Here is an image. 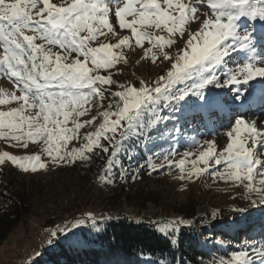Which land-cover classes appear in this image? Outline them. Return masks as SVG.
I'll return each instance as SVG.
<instances>
[{
	"label": "rangeland",
	"instance_id": "obj_1",
	"mask_svg": "<svg viewBox=\"0 0 264 264\" xmlns=\"http://www.w3.org/2000/svg\"><path fill=\"white\" fill-rule=\"evenodd\" d=\"M6 2L11 3L13 0H6ZM49 2L56 6H68L72 0H49ZM98 2L109 7L108 19L112 31L109 32L107 28L101 27L100 32L96 34V39L89 40L87 43L90 47L96 48L108 45L113 55L122 56L123 59L116 61L109 68L92 71L91 75L107 77L113 83L94 85L98 90L103 91V97L92 96L80 109L84 114L70 116L63 125L67 129H72L75 123H79L81 127L74 137L69 132L68 135L72 138L68 139L61 148V153H68L73 149H84L89 142L85 139L86 136L91 135V139L95 140L94 133L100 131V126L105 123L102 113H110L107 123L116 119L111 113L117 111L118 104L120 108L123 107V101L114 95L116 91H123L129 87L138 90L141 86L151 89L157 82L163 84L161 77L167 78L168 72L175 71L171 65L178 62L179 56L183 55L184 51H190L187 47L190 35L201 31L204 20L214 19L207 0H200L199 3L197 0H180L186 9L196 7L197 12L186 11L184 24L182 26L178 24L177 31L171 35L163 25L156 28L154 25L137 22L134 25L136 31L145 34L137 44L132 30L121 28L118 18L114 15L115 9L123 7L127 0H98ZM157 2L171 15H179L175 5L167 8L163 0H157ZM38 7L42 8L43 4L38 3ZM139 7L140 0H137L133 4V9H139ZM133 19L139 21L138 16H125L126 23H131ZM241 19L243 21L237 22L238 29L254 32L258 38L257 46L251 52H232L225 59L230 67L235 68L236 62L245 61L248 57L254 56L257 66L264 67V63H260V60L264 59V41L259 40L260 35L264 34V21ZM168 26L170 27L171 24ZM86 35L87 32L79 33V38ZM125 37L128 38L127 43L121 45L120 41ZM169 39L171 43H164L163 47L157 46L158 41L163 42ZM35 43L42 42L36 40ZM52 51L59 53L62 58L65 55V50L60 49L59 46L53 47ZM2 56L3 48L0 47V59ZM165 56H168V59H165ZM52 58L54 59L55 56ZM76 59L84 62V57H78L76 53H71L68 55V60L62 59V62L71 63ZM85 63L92 68L90 61ZM20 95V86L15 82V78L10 79L6 70L0 67V100L5 101L0 104V111L10 112L19 109L24 105V102L19 100ZM206 95L209 99L219 95L222 98V109L217 110L216 114L209 118L204 113H187L180 108L172 116L173 119L163 120L160 123L164 131L162 134L164 141L156 145L162 146V153L154 152L143 174L120 182L112 181L110 176H102L98 179L96 188L89 194L77 186L71 187L78 174V171H74L72 180L71 166L77 158L71 163L67 160L54 163L45 151L50 146L43 139L37 138L35 141L28 139L29 129L26 124L22 132L16 133L23 137L20 142L10 139L7 128L0 129V133L4 134L0 135V156H3L5 152L20 160L24 157L39 156L40 161L45 165L43 169L38 167L36 171L31 169L24 171L18 164L14 165L7 158L0 162V167L14 168L21 179L29 182L33 204L31 215L0 246V264H26L40 254L49 244V239L53 241L56 239L59 243H69L73 232L76 234L83 224L90 225L89 216L102 220L114 211L132 216L159 229H164L168 225H179L180 221L187 220L191 222L188 225L203 228L207 233H215L214 235L217 236H233L234 232L236 235L247 234L253 230L254 239L250 241L242 238L237 245L238 250L226 261H231L234 256H239L245 250L249 251L248 258H251L254 255L251 254V245L254 244L257 248L264 246V205L252 203L258 197L254 193H249L245 187L248 183L246 180L236 181L227 174L222 179L216 175L217 171L223 173L227 165L224 162L216 165L215 159L220 157L221 153L227 155L225 149L235 138V133L231 138L228 137V132L231 131L229 126L237 116L244 118L247 125L256 121L257 130L264 133V77L258 76L247 85H233L230 89L209 88L208 91L206 90ZM187 98L181 103L192 106L202 103V101L188 103L190 98ZM160 102L161 107L167 103L164 99ZM24 108L22 115L26 118L34 117L38 111L35 108L29 109L26 105ZM58 119L63 120V117ZM40 122L43 123L42 120ZM125 123L122 122V124ZM105 131L107 135H112L107 129ZM4 136L9 138L5 139ZM101 138H104L103 135L100 140ZM206 141L212 142L211 148ZM25 143L27 147L21 146ZM246 146H251V140L247 141ZM206 151L213 152V157L208 159L207 164L199 158L200 153ZM185 152L189 155L185 156ZM53 154L55 155L54 151ZM164 156H168V163L164 162ZM260 158L264 159V156ZM181 159L185 161L183 169L179 166ZM150 164H163V167L153 171L149 167ZM259 171L260 167L257 166V172ZM189 172L193 173L191 177L188 175ZM262 178L264 177L257 175L253 186L262 187L259 184ZM141 203L144 205L141 206ZM213 213H215V219H212ZM81 219L84 221L83 224L75 228L71 227ZM45 222L49 224L44 227ZM60 228H70V230L60 232ZM53 231L58 233L55 237L51 236ZM235 238L238 239L237 236ZM232 242L234 244V240ZM52 248H56L55 243L52 244Z\"/></svg>",
	"mask_w": 264,
	"mask_h": 264
},
{
	"label": "snow or ice",
	"instance_id": "obj_2",
	"mask_svg": "<svg viewBox=\"0 0 264 264\" xmlns=\"http://www.w3.org/2000/svg\"><path fill=\"white\" fill-rule=\"evenodd\" d=\"M137 0H127L123 7H117L114 15L118 18L121 28H129L136 36V43L139 44L145 35L137 32L134 25L140 24L154 25L160 28L162 25L171 35L177 31V25H183L186 20V11L195 13L196 7L186 9L180 0H163L167 8L178 9L179 15H171L161 6L157 0H140L139 9H133V4ZM200 0H197L199 3ZM42 3L43 7H38ZM207 5L212 10L214 19L203 21L202 29L193 35L187 43L190 51H184L179 56L178 62L171 65L175 71H170L167 78L161 77L163 84L157 82L154 88L141 86L138 90L134 87L126 88L123 91H116L115 96L123 101V107L117 105V111L111 113L116 117L111 123H107L109 112H104L105 123L100 126V131L94 133L96 139H91V135L85 139L89 142L84 149H73L68 153H61V148L71 139L68 134L75 136L76 131L81 127L75 123V127L67 129L63 125L69 120L70 116H79L84 113L80 111L89 99L94 95L103 97L102 90H98L94 85L111 84L107 77L91 75L93 70L109 68L122 56L113 55L111 47H90L89 40H95L96 34L101 27L107 28L109 32L112 27L109 24V7L98 0H72L68 6H56L49 0H13L9 3L0 0V47L3 48V56L0 59V67L6 70L9 78H15V82L20 86L19 100L24 102L27 108L38 109L35 116L26 118L22 115L25 110L24 105L19 109L3 112L0 111V129L7 128L11 140L20 142L23 137L16 133L22 132L26 124L29 131L28 139L33 141L43 139L50 147L45 149L54 163L67 160L71 163L74 159H88L84 151L91 152L94 147L101 148L103 152H109V148L100 143V137L112 143L119 130V140H115L111 157H116V148L121 147V142L130 136H135L141 143L150 141L152 138L147 135V130L154 127L157 123L169 119L168 116L159 114V104L161 99L167 101L164 108L174 111L178 106L187 113H204L209 118L216 114L217 110L222 109L221 97L219 95L209 99L206 90L230 89L231 86L247 85L249 81L256 77H264V67L257 66L254 56L248 57L245 61L236 62L237 66H229L226 57L232 52H251L257 46L258 38L250 30L238 29L237 22L246 20L264 21V0H207ZM126 15L138 16L139 21L133 19L131 23L125 22ZM171 24L169 27L168 25ZM87 32L83 38H79V33ZM30 33V34H26ZM127 37L120 41L121 45L127 43ZM36 40L42 43H35ZM259 40L264 41V34L260 35ZM193 41H199L194 43ZM46 42V43H45ZM168 41H158L157 46L163 47ZM59 46L65 50L63 58L59 53H53L52 48ZM76 53L83 56L84 62L79 59L71 63L68 55ZM55 56L53 59L52 57ZM168 59V56L164 57ZM91 62L92 68L86 66L85 62ZM182 62V63H181ZM264 63V59L260 60ZM191 81V83H189ZM143 84V82H142ZM178 85H181L178 87ZM88 91L85 92L84 90ZM196 97L202 103L196 106L181 104L186 101V97ZM16 99V97H13ZM5 101L0 100V104ZM63 117V120L58 117ZM148 118L149 123L145 124ZM43 121L41 123L40 121ZM122 122H126L122 124ZM91 123V121H88ZM256 121L250 125L245 123V119L237 116L233 119L231 131L228 137L231 138L235 133V138L228 143L225 152L215 159V164L226 163L224 172H216L222 179L225 174L236 181H247L245 187L249 193H254L258 197L253 200V204L264 205V178L259 180L262 187H254L255 177H264V133L257 130ZM51 126V127H50ZM112 135H107L105 130ZM243 134V136H242ZM0 135H4L0 133ZM9 136H4L8 139ZM251 140V146H246ZM211 148L212 142L206 141ZM27 147V144L21 145ZM258 150V151H257ZM55 152V155L53 154ZM185 156L189 153L185 152ZM213 157L212 151L200 153V160L207 164L208 159ZM5 158L14 165L18 164L21 169L36 171L37 168L43 169L44 163L39 156L24 157L23 160L16 156H10L7 152L0 156V162ZM164 162L168 163V156H164ZM115 159H108V171L115 165ZM185 161L181 159L179 166L183 169ZM257 166L260 171L257 172ZM149 167L155 171L163 164H150ZM189 177L193 173L189 172ZM89 219H95L89 216ZM215 219V213L212 214ZM84 221L78 220L72 228L83 224ZM180 224H191L190 221L183 220ZM170 228L172 226H169ZM70 228H60V232H67ZM176 230H179L178 228ZM58 233L53 231L52 237ZM54 241L49 239L48 243ZM76 234L73 232L69 245L77 244ZM219 244H228L229 241H217ZM249 251H242L239 256H234L231 261L221 260L220 264H264V246L257 248L254 244ZM258 257V260H257Z\"/></svg>",
	"mask_w": 264,
	"mask_h": 264
},
{
	"label": "trees",
	"instance_id": "obj_3",
	"mask_svg": "<svg viewBox=\"0 0 264 264\" xmlns=\"http://www.w3.org/2000/svg\"><path fill=\"white\" fill-rule=\"evenodd\" d=\"M190 99L188 103L198 102L196 97ZM160 104L159 114L168 116L167 120L173 119L172 116L180 110L177 106L174 111H170ZM148 123L146 118L145 124ZM160 123L148 128L147 135L152 138L150 141L141 143L135 136L123 140L122 146L116 148L117 156L114 158L111 152L115 140L120 139L119 132L112 143L101 138L100 143L107 146L109 152L94 147L91 152H84L88 159L77 157L71 166L72 180L74 171H78V174L71 187L77 186L89 194L102 176H110L112 181L120 182L143 174L154 152L162 153V146L156 145L164 141ZM110 158L115 159L116 163L109 172L107 160ZM32 210L29 182L21 179L14 168L1 166L0 246L31 215ZM94 219L95 223L91 219L90 225L83 224L76 233L77 244L70 246L67 242L59 243L55 239V249L52 248L53 243L47 244L35 259L26 264H219L238 250L237 245L242 238L250 241L254 239L253 230L247 234L236 235L234 232L233 236H217L215 233H207L203 228L185 224L159 229L115 211L102 220ZM47 224L45 222L43 226ZM221 240L229 243H217Z\"/></svg>",
	"mask_w": 264,
	"mask_h": 264
}]
</instances>
